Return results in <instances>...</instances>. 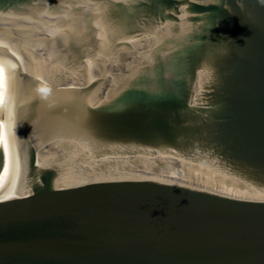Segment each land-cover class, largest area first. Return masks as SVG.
<instances>
[{
	"label": "water",
	"instance_id": "1",
	"mask_svg": "<svg viewBox=\"0 0 264 264\" xmlns=\"http://www.w3.org/2000/svg\"><path fill=\"white\" fill-rule=\"evenodd\" d=\"M0 264H264V0H0Z\"/></svg>",
	"mask_w": 264,
	"mask_h": 264
},
{
	"label": "snow or ice",
	"instance_id": "2",
	"mask_svg": "<svg viewBox=\"0 0 264 264\" xmlns=\"http://www.w3.org/2000/svg\"><path fill=\"white\" fill-rule=\"evenodd\" d=\"M42 91H45V92H46V91H47V89H42Z\"/></svg>",
	"mask_w": 264,
	"mask_h": 264
}]
</instances>
